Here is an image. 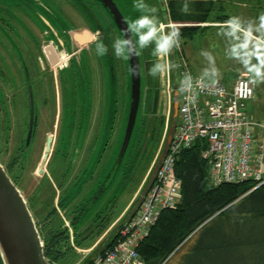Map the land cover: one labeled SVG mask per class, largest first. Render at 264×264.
<instances>
[{"label": "flooded vegetation", "instance_id": "af4514ba", "mask_svg": "<svg viewBox=\"0 0 264 264\" xmlns=\"http://www.w3.org/2000/svg\"><path fill=\"white\" fill-rule=\"evenodd\" d=\"M141 1L148 6V15L162 17L158 0ZM154 6L157 11L151 12ZM118 38L123 39L101 0H0V164L19 190L20 174L36 166L35 174L40 177L34 191L40 199L37 210L55 211L57 215L51 217L61 220L64 238L73 242L98 234L95 241L101 238L102 243L108 237V226L100 229L110 212L106 209L94 221L80 225L78 216H71L83 211L75 208V202L87 190L90 198L81 207L86 210L98 203L118 171V185L124 189L136 173L142 147H149L150 128L155 129L165 109L153 42L137 54L140 97L136 119L140 110L141 128L130 160L125 167L121 161L116 171L110 158L106 164L111 143L108 133L96 165L89 168L110 103L115 102L122 119L126 115L125 127L127 123L131 73L129 57L115 56L113 44ZM97 43L107 48L105 55L98 54ZM151 69H156L154 74ZM7 152L10 156L5 160ZM44 190L46 199L42 200ZM52 192L50 205L46 201ZM28 200V206H35Z\"/></svg>", "mask_w": 264, "mask_h": 264}, {"label": "trees", "instance_id": "16d2710c", "mask_svg": "<svg viewBox=\"0 0 264 264\" xmlns=\"http://www.w3.org/2000/svg\"><path fill=\"white\" fill-rule=\"evenodd\" d=\"M260 1L264 6V0ZM165 5L172 22H207L213 11L221 23L232 19L229 15L219 14L223 9V0H165ZM184 5L187 11H182ZM166 10L159 8L162 15ZM173 30L179 32L176 39L182 47L186 39H193L200 27H174ZM250 107V110L254 109L253 105ZM164 125L162 116L155 129L150 128L151 142L148 148L143 146L144 151L142 147L138 164L134 166L135 171L150 164L161 140ZM175 125L171 115L167 138ZM206 146L204 140H197L180 154L175 165V175L181 182L180 199L174 208H166L160 212L148 235L137 247L144 264H167L181 245L198 234L199 238L178 264H264V185L253 189L255 183L250 180L212 185L207 164L200 155ZM162 155L163 152L160 156ZM154 173L155 168L147 184L153 181ZM53 199L52 192L46 202L51 205ZM44 212L43 216H39L32 211L36 225L52 219L51 215H57L55 211ZM50 222L51 225L54 222L53 228L48 227L45 235L40 231L44 255L50 264L63 263L64 247L70 248L69 240L66 236L64 238L65 231L58 217ZM110 224L108 221L100 232ZM110 244L105 243L106 246ZM98 252L99 248L92 251L83 264H88Z\"/></svg>", "mask_w": 264, "mask_h": 264}, {"label": "built area", "instance_id": "2783aa9c", "mask_svg": "<svg viewBox=\"0 0 264 264\" xmlns=\"http://www.w3.org/2000/svg\"><path fill=\"white\" fill-rule=\"evenodd\" d=\"M178 53V122L166 154L137 210L117 227L111 244L88 264H144L137 247L160 212L174 208L180 199L181 182L175 175V165L180 154L197 140L206 142L200 155L212 185L247 180L257 183L256 187L264 185V149L259 142L264 137V121L249 114L256 90L253 75L235 69L230 85L223 78L203 80L191 74L179 47ZM160 58L165 62L161 85L167 123L173 89L168 54Z\"/></svg>", "mask_w": 264, "mask_h": 264}, {"label": "rangeland", "instance_id": "374dc122", "mask_svg": "<svg viewBox=\"0 0 264 264\" xmlns=\"http://www.w3.org/2000/svg\"><path fill=\"white\" fill-rule=\"evenodd\" d=\"M118 8L123 13L125 19L127 20V23H130L137 19L140 15L147 14L145 10L142 12L138 10L135 7V2H138V0H113ZM154 3L153 0H150ZM139 2H142L139 0ZM156 8V6H154ZM135 12V13H134ZM219 13V12H218ZM219 14H226L229 15L235 19H237L240 23V27L247 31L249 25L252 27L251 34H254V36H245L243 34V31H238L236 33V36L233 37L229 35V32L231 29L229 28H222V29H207L205 31L200 30L193 39H186L185 43L182 45V51L184 54V57L186 59V62L192 72L199 76L203 80H215L217 78H225L232 75V72L234 69L238 70H244L246 71L247 68L245 67L243 61L245 59L251 60V64L255 65L258 62L261 61L262 58H264V29L257 30L260 25L261 17L264 15V6L260 0H223V9L220 11ZM172 24L174 22L171 21ZM174 27H172L173 29ZM165 31V30H164ZM256 38V39H255ZM237 49V53H233V49ZM257 55V56H256ZM257 58V59H256ZM160 64L165 66L164 59L160 58ZM256 60V61H255ZM246 68V69H245ZM161 70V77L163 74V68H160ZM253 75V74H252ZM163 85V83H162ZM258 89L262 87V90H260V93L264 95V89L263 85L264 82H259ZM143 87V85H142ZM259 101L256 99L252 103L254 107H256V115L257 111L260 113L259 109ZM109 112L107 113V116L104 117L105 119V127L102 136L100 137V140L96 146L95 152L93 154V163L91 162L89 165V168H93L96 163L94 161L97 159V156L99 155V150L102 147L104 141L106 140V135L109 133L110 135L108 138H110V147L109 150L107 149V160L106 164H108V158H110V163L113 167L115 160L117 158V155L119 153V150L121 148L124 132H125V119L126 115L121 118V115L119 111L115 109V102L110 103L109 106ZM165 113V110L163 111V114ZM162 115V110L161 113ZM140 110L138 111V117L136 119V123L134 125L132 135L126 150V153L122 160V167H125L127 163V158H131V155L134 151L137 138L139 136L141 124H140ZM165 120V117H164ZM104 121V120H103ZM173 131V130H172ZM172 134V133H171ZM167 135V130L163 129V133L161 136V140L159 142L158 148L148 166H143L142 170H136L137 173L134 175V177L128 179L127 185L126 183L123 184L124 189L121 190L119 187V179L121 175V171H118L116 174V178L114 176V180L112 183V186L109 188L107 195L102 197L98 203L93 205L91 208H87L84 210V207H81V203H85L89 200L90 194L87 192V190H82L80 196L76 200V209H79L81 211L72 214L71 216H78L79 224L83 225L86 222L94 221L95 216L97 213L105 212L107 209L110 212L109 216V223H112L114 220H116L122 211L126 208L127 203L131 199L133 193L141 186L140 192L137 197L141 194V191L144 190V187L147 185V182L149 181L154 164L157 160V157L159 155L160 150L162 149L163 143L165 141ZM11 151V149H10ZM9 152L6 153V157H4L5 160H7V157L9 159ZM103 161V160H102ZM109 166V165H108ZM35 167L32 166L28 167L27 170H24L22 174L19 176V188L20 192L23 195L25 200H30L35 206H32L29 204L28 208L31 207L34 212H37L39 216L42 214L44 215L46 212L37 210L39 207L38 200H40L36 195L34 196V191L37 189L39 179L40 177L35 174ZM142 167V166H141ZM255 183V182H254ZM256 184L254 185V188L256 187ZM262 186V185H261ZM118 187L120 189H118ZM45 192L42 191V193ZM146 192V189L144 193ZM141 196V195H140ZM46 192L45 195L41 197L42 200H45L46 198ZM108 197V199H106ZM136 197V198H137ZM36 201V202H35ZM105 201H107L105 203ZM29 202V203H30ZM135 203V202H134ZM133 206V205H132ZM40 208V207H39ZM132 208V207H131ZM130 208V209H131ZM129 213V211H128ZM42 215V216H43ZM59 215L62 217L63 213L59 212ZM33 216V214H32ZM60 217V218H61ZM35 223L37 222L35 217L33 216ZM38 218V217H37ZM56 218V217H53ZM121 218V217H120ZM49 223H43L40 222L37 228L39 233L42 232L43 235L48 231L49 228H53V224L49 225ZM46 224V225H45ZM45 226V227H44ZM108 228H110L108 226ZM52 230V229H51ZM79 231L82 230V227H79ZM41 231V232H40ZM98 237V234H96L93 237L87 238V239H78L75 238L74 245L79 248V250H74L71 246L73 245V240H69L70 248L64 247V260L63 263H56V264H83L86 260V258L89 256L87 255L86 250H91V247L96 241V238ZM199 238V234L194 236V238H190L185 242V244L180 246L177 253L168 261L167 264H178L181 260V258L192 248V246L195 244L196 239ZM66 244V243H65ZM101 245V242L98 244V246ZM82 249V250H81ZM94 251V250H93Z\"/></svg>", "mask_w": 264, "mask_h": 264}, {"label": "water", "instance_id": "95a60500", "mask_svg": "<svg viewBox=\"0 0 264 264\" xmlns=\"http://www.w3.org/2000/svg\"><path fill=\"white\" fill-rule=\"evenodd\" d=\"M109 10L116 28L122 38L131 39L132 34L125 35L124 30L127 23L121 12L112 0H101ZM159 7L165 10L163 0H158ZM162 23L165 25V32H171L168 14L162 15ZM135 42V41H134ZM172 78L176 83V65L174 57V46L169 52ZM131 73V95L129 112L127 116L126 128L121 144V148L112 167L113 171L121 164L127 150L132 131L136 121L139 95H140V68L139 59L136 53L129 56ZM177 95V94H176ZM174 95L173 121L176 120L177 96ZM172 130V129H171ZM171 139V132L164 145L163 158ZM160 160L158 161V165ZM0 258L3 264H50L44 255L43 242L38 231L31 211L20 190L14 185L0 164Z\"/></svg>", "mask_w": 264, "mask_h": 264}, {"label": "clouds", "instance_id": "9594fccd", "mask_svg": "<svg viewBox=\"0 0 264 264\" xmlns=\"http://www.w3.org/2000/svg\"><path fill=\"white\" fill-rule=\"evenodd\" d=\"M135 7L142 12L148 8V6L139 2V0L135 4ZM150 11L156 12L157 8L152 7ZM182 11H187V7L185 5L182 8ZM226 24L231 29L229 35L233 37L236 36L238 31H241L240 23L235 18L230 19L226 22ZM164 29L165 25L160 22L158 17L148 14L140 15L134 21L128 23L127 28L124 30L125 35L131 33L132 38H118L115 40L113 44L115 56L117 58H128L133 53L138 54L139 50L144 49L153 42L155 43L154 54L166 56L170 52L173 44L176 43V38L179 35V32L173 30L166 33ZM261 29H264V16L261 17L260 25L257 30L259 31ZM247 31L249 33L252 31L251 25H249ZM97 52L100 56H103L107 53V48L104 45L97 43ZM233 53H237L236 48L233 49ZM243 63L248 71L253 74L252 83L255 84L264 82V58H262L261 61L255 65L251 64L250 58L245 59ZM162 67L163 65L161 64L156 65L157 69ZM155 70L156 69H151L150 74H154Z\"/></svg>", "mask_w": 264, "mask_h": 264}, {"label": "crops", "instance_id": "0c3cea01", "mask_svg": "<svg viewBox=\"0 0 264 264\" xmlns=\"http://www.w3.org/2000/svg\"><path fill=\"white\" fill-rule=\"evenodd\" d=\"M217 9V7H216ZM216 12H211L209 15V18H208V21L207 22H193L191 20H180L179 22H174V27H196V26H199L200 27V30H207V29H222V28H229L228 25L226 23H221L219 21H221L219 18L216 17ZM230 29V28H229ZM241 31H243V34L245 36H254V34H251L249 33L248 31L244 30L241 28ZM256 39V38H255ZM264 46V45H263ZM257 56V55H256ZM257 59V58H256ZM256 61V60H255ZM190 69V67H189ZM246 69V68H245ZM235 70V69H234ZM191 71V74L195 77H199L197 75H195L192 70L190 69ZM248 71V69L246 70ZM232 76H228V77H225L224 80L227 81V84L230 85L231 84V80H232ZM200 78V77H199ZM259 83H256V90H255V98L252 102H250L249 104V114L252 116L253 119H256V120H263L264 121V95L262 93H260V90H262V87H260V89H258V85ZM263 89H264V85H263ZM176 95V93L174 94ZM177 96V95H176ZM256 99L259 101V111L260 113H258L257 111V115H256V107H254V109L250 110V106L252 105V103L254 101H256ZM259 142L263 145V149H264V137H260L259 138ZM140 189H141V186H139V188H137V190L133 193L131 199L129 200V202L127 203L126 205V208L122 211V213L120 214V216L114 220L110 225L109 227L113 228L114 225H116V223H118V221H121L122 217L130 210V208L132 207V205L134 204V202L136 201L137 198L140 197V195L144 192L143 190L141 191V194L138 196L139 192H140ZM137 197V198H136ZM121 217V218H120ZM110 228H108L107 230H109ZM111 228V229H112ZM101 239V238H100ZM100 239H98L91 247H88L89 249L90 248H93L95 247V245H97L98 241H100Z\"/></svg>", "mask_w": 264, "mask_h": 264}]
</instances>
